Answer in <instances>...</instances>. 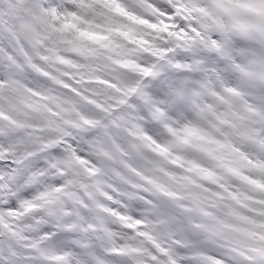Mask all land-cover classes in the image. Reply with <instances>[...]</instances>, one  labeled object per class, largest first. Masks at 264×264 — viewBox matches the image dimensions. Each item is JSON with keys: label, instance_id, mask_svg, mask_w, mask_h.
Instances as JSON below:
<instances>
[{"label": "rangeland", "instance_id": "obj_1", "mask_svg": "<svg viewBox=\"0 0 264 264\" xmlns=\"http://www.w3.org/2000/svg\"><path fill=\"white\" fill-rule=\"evenodd\" d=\"M112 1L60 0L53 8L49 0H0V62L11 71L7 82H0V131L25 139L98 129L106 134L104 154L112 179L139 195L107 182L104 189L134 199L140 218L126 214L119 199L93 185L96 196L113 205H95L103 238L95 264H167L170 248L186 239L181 216L235 264L241 258L264 264V160L244 151L246 145L264 146V127L253 128L248 113L262 112L244 99L233 109L231 89L224 87L239 81L219 71L221 59L230 55L222 48L215 58L205 53L206 32L180 39L172 32L173 44L163 49L157 37L137 30V25L153 23L123 15ZM192 4L182 0L178 7L188 12ZM116 17L122 23H115ZM205 62L211 65L202 76ZM223 67L237 72L236 64ZM206 131L204 147L189 146L183 137ZM76 162L89 177L97 175L87 161ZM42 199L45 205L53 203L52 194ZM48 259L50 264H78L69 253Z\"/></svg>", "mask_w": 264, "mask_h": 264}, {"label": "snow or ice", "instance_id": "obj_2", "mask_svg": "<svg viewBox=\"0 0 264 264\" xmlns=\"http://www.w3.org/2000/svg\"><path fill=\"white\" fill-rule=\"evenodd\" d=\"M59 3L49 0L48 6ZM10 75L0 62V82H7ZM106 143V134L99 129L62 138L39 133L28 139L0 131V264H50L51 255L64 253L78 264H95L93 256L101 255L103 247L96 225L101 213L95 205H113L99 199L93 185L104 189L107 182L117 191L139 195L112 179ZM77 158L98 170L97 175L89 177ZM104 190L119 199L126 214L140 218L134 199ZM44 194L53 195L52 204L45 205ZM33 205L38 207L30 211ZM181 230L186 239L170 248L167 264H235L227 251L199 231L183 222Z\"/></svg>", "mask_w": 264, "mask_h": 264}, {"label": "bare ground", "instance_id": "obj_3", "mask_svg": "<svg viewBox=\"0 0 264 264\" xmlns=\"http://www.w3.org/2000/svg\"><path fill=\"white\" fill-rule=\"evenodd\" d=\"M103 1V0H102ZM112 1V0H111ZM111 3L110 0H107ZM180 0H113L112 3L120 8L121 13L126 14L127 17H131L134 20L144 18L142 22L153 23V27L147 25H137L139 32H149L154 37H159V46L163 49L172 45L173 41L170 37V33L174 32L178 39L182 38L187 33L192 34L194 32L203 33L206 32V37L203 36V51L210 53V55L216 56L217 53L221 54V48L224 53H230L231 59L226 57L221 59V65L219 71L223 72L228 79H238L239 82H231L230 86L224 87L225 90L231 89V98L229 101L232 103L233 109L237 107V104L244 99V102L253 104L258 107L262 112L259 116L257 114L250 113V125L257 130H261L263 124L257 123V116L264 121V94L261 91L262 79L264 77V63L261 67L256 64V52L259 49L264 50V40L258 41L256 38L254 18L257 15V6H259L262 0H193L192 11H180L178 8ZM112 5V4H111ZM115 7L114 5H112ZM169 11L174 19H166L164 13ZM183 13V15H182ZM184 18L183 22H180ZM196 19H204L206 24L201 25ZM115 23H122V18H114ZM132 21V20H131ZM135 22L132 21L131 24ZM82 30L92 29L90 25H81ZM120 30L124 31V25L120 26ZM218 37V39H212L211 37ZM176 38L175 42L179 40ZM208 39V40H205ZM210 42L213 45H210ZM144 41L149 42L148 39ZM151 44L156 40L152 39ZM150 43L144 44V47L151 49ZM156 45V44H154ZM213 46V48L211 47ZM207 47V48H206ZM253 55L254 61H248L247 57ZM168 60L169 56L165 55ZM223 60L226 64L235 65L237 72H233L231 69H226ZM245 63H248L245 67ZM211 65V62H205V67ZM213 65V63H212ZM214 66V65H213ZM167 70H173L172 65H168ZM245 70L247 72L245 73ZM240 71V72H238ZM240 73V75H238ZM244 73V74H243ZM233 74V77L231 76ZM245 83L250 84L251 88H246L243 93L238 92V96L233 95L234 90L243 89ZM250 89V90H249ZM134 90V89H133ZM251 108V107H250ZM209 136V132L204 134L197 133L194 135L191 132H187L183 137L187 145L191 146H206V137ZM259 142H263L262 138L258 137ZM258 142V143H259ZM241 144V143H240ZM240 144H237L241 146ZM247 154L251 152L255 159L264 160V146L261 145H246L245 150ZM264 183V182H263Z\"/></svg>", "mask_w": 264, "mask_h": 264}, {"label": "water", "instance_id": "obj_4", "mask_svg": "<svg viewBox=\"0 0 264 264\" xmlns=\"http://www.w3.org/2000/svg\"><path fill=\"white\" fill-rule=\"evenodd\" d=\"M187 226H188L189 228L195 229V228H194L192 225H190V224H188V223H187ZM195 230H196V229H195ZM241 263H243V264H244V263H245V261H244V260H241Z\"/></svg>", "mask_w": 264, "mask_h": 264}]
</instances>
